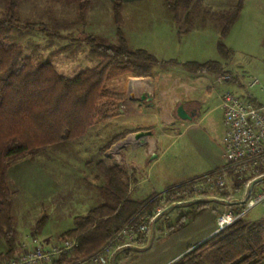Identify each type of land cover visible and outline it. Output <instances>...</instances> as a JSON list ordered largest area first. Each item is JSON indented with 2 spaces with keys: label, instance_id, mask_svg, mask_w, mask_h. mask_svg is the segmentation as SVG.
<instances>
[{
  "label": "rangeland",
  "instance_id": "374dc122",
  "mask_svg": "<svg viewBox=\"0 0 264 264\" xmlns=\"http://www.w3.org/2000/svg\"><path fill=\"white\" fill-rule=\"evenodd\" d=\"M115 2V0H22L18 9L22 21L32 20L48 24L52 18L68 27L61 31L66 39L53 41L37 32L32 35L14 33L9 38V43L20 45L23 56L31 57L34 64L50 62L60 74L73 78L80 72L94 68L102 62V59L93 54L90 47L83 41L86 37L91 36L103 39L107 43H115L117 30L120 27L133 47L146 49L148 47L156 51L157 32L162 27L175 32L174 35L178 40L186 35L183 32L187 28L190 32L203 29L207 33L203 35L206 39L201 44L193 45L195 48L185 46L187 54L195 52L193 55H188L189 58L196 59L198 62L220 61L236 77V81L219 82L217 78L220 75L195 77L176 68L173 70L174 77L179 76L182 81L188 78V86L197 87V90L192 91L189 97L195 99V104H199L198 100L203 96L212 97L213 92L218 94L227 90L238 95L242 100H246L249 95L264 103V91L260 87L251 85V77H257L264 85V0H247L243 19L232 32V29L230 30L231 36L224 40L225 44L233 50L228 61L223 60L217 48L220 39V18L223 13L233 7L237 0H199L192 7L189 23L183 20L186 12H182L181 20L176 22L165 0L119 1L121 3L119 25L116 24L114 17ZM82 5L85 6L84 9ZM6 14L5 2L0 0V18ZM143 37L148 39L141 41ZM177 47H180L179 42ZM153 54L156 55L154 52ZM158 70L155 76L158 72L162 74L160 73L162 70ZM132 77L136 76L122 75L112 78L106 84L108 87L106 100L110 101V98L112 103L109 105L110 113H112L110 119L97 122L81 139L47 147L38 154L21 159L10 167L8 185L13 201L12 215L16 222V241L21 249L31 241L32 237L41 235L50 236L63 247L68 239L62 234L75 226L74 219L86 216L91 209L105 200L102 190L107 186L109 167L115 166L122 173H127L129 177L130 173H134L136 177L137 165L142 159L143 149L130 155L132 148L124 144L131 136L125 125L127 118L125 115L129 112L126 104L130 85L132 84V89L136 86L134 80L130 81ZM201 77L205 80H199ZM143 78L144 81L152 78L156 81V77ZM197 80L199 81L196 82ZM158 81L160 82V79ZM210 83L213 85L212 88L205 85ZM176 108L177 105H174L171 113L178 121ZM148 111L151 110L146 105L145 112ZM220 118L221 111L212 112L203 120L199 130L182 135L173 143L172 140L164 139L160 150V153L164 152L163 159L153 171L152 182L156 181V177L165 170L177 169L174 167H181L180 175L188 172L191 162L200 157L198 149L191 143L192 138L198 131L209 130L208 127L212 124L213 133L218 138L221 133ZM174 126L166 123L163 128L167 133L174 132L176 131L173 129ZM117 138L120 139L108 148ZM121 176L126 181L125 176ZM181 178H189V175ZM127 181L129 185H134V181L129 178ZM152 182L138 188L134 187L131 197L139 200L150 197L154 194L150 189ZM159 201L161 200L153 202L155 203L153 209L146 207L143 211L150 213L157 207L160 208ZM213 210H217L219 216L220 204L207 202L200 206L182 207L177 211L171 209L158 223L155 237L153 239L149 236L144 237L141 240L142 243L138 242L137 245L152 251L175 234H171L170 229L177 228L179 217L192 211L197 214L184 221L188 227L194 221L197 222L196 220L204 212ZM44 216H47V222L37 234L38 222ZM245 218L250 222L263 221L264 206L255 208ZM195 248L191 247L183 254ZM5 252V247L0 246V264L17 260L18 250L11 259L5 256ZM140 252L136 248L127 253H132L134 256ZM174 261L175 259H172L167 264H172ZM119 262L120 257L116 260L117 264Z\"/></svg>",
  "mask_w": 264,
  "mask_h": 264
},
{
  "label": "trees",
  "instance_id": "16d2710c",
  "mask_svg": "<svg viewBox=\"0 0 264 264\" xmlns=\"http://www.w3.org/2000/svg\"><path fill=\"white\" fill-rule=\"evenodd\" d=\"M21 1L4 0L7 14L0 18V246L5 247V256L10 259L19 249L16 222L12 215V195L8 185L10 167L47 147L81 139L97 122L110 119L112 113L109 105L112 103L110 98V101L106 100V84L112 78L126 74L150 77L158 69L166 71L178 68L193 76L224 75L230 76V81H236V77L220 61H161L146 49L134 48L120 27L115 43L86 37L83 41L102 62L73 78L66 77L50 62L34 64L31 57L23 56L20 45L9 43V38L14 33L32 35L37 32L53 41L66 39L61 31L68 27L52 18L48 24L22 21L18 14ZM165 1L175 21L179 22L181 13L186 12L183 20L187 23L191 20L192 7L199 2ZM244 3L245 0H237L220 18L217 48L224 61H228L233 54L224 40L240 19ZM84 8L82 5V9ZM120 8L121 3L116 1L114 17L117 25L121 18ZM188 32L190 30L187 28L183 33ZM246 100L259 105L249 95ZM119 139H115L108 148ZM121 175L125 176L126 181ZM107 178V186L102 190L105 200L86 216L76 217L75 226L62 234L70 241L76 240L77 246L73 248L69 258L62 253L58 264H71L91 256L144 208L155 207V201L151 200L156 194L145 200L131 197L127 180L129 178L136 184L134 173L129 177L127 173L111 166L108 168ZM196 215L192 211L179 217L177 228L171 227L170 233L184 229V221ZM46 222L47 216L40 219L37 234ZM172 264H264L263 221L250 222L243 218Z\"/></svg>",
  "mask_w": 264,
  "mask_h": 264
},
{
  "label": "crops",
  "instance_id": "0c3cea01",
  "mask_svg": "<svg viewBox=\"0 0 264 264\" xmlns=\"http://www.w3.org/2000/svg\"><path fill=\"white\" fill-rule=\"evenodd\" d=\"M246 2L247 0H245L244 9L241 13L240 19L235 23L231 32L233 31L235 26H238L240 21L243 19L244 13L246 11ZM231 32L229 33L228 37L231 36ZM174 33L175 32H172L171 30L162 27L157 32L158 35L156 51L148 47L147 49L144 47L139 48L146 49L151 53H156L155 56L161 61H169L173 59L179 60L181 62L198 61L196 59L189 58L188 55H193L195 52L192 51L191 53L187 54L188 51H185V46L188 45V47H192L193 45L197 46L201 44L206 39L204 36L207 32L203 31V29L194 30L188 32L179 40L175 37ZM143 39L141 41L147 40L148 37H143ZM178 42L180 43V47H177ZM193 47L195 48V46ZM175 69L176 68H171L166 71L162 70V72H160L162 74H159L158 72L156 73V76L155 74L150 76L156 77V81H154L153 78L149 81H144L143 77L130 78V81L134 80L136 83L145 82V85L138 87L135 86L134 89H132V84L130 85V94L128 102L126 104L129 110V112H126L125 115L127 117L125 123L126 128L131 134V136L134 133L140 131L151 130L155 133L154 137L146 138L143 143L134 142L131 139L124 143L132 148L130 155L143 149V154L141 155L142 159L137 165L138 169L136 170L137 183L134 185H130V193L132 192V189L134 187L138 188L152 182L153 171L163 159L164 152L160 153V150L163 147L164 139L172 140L173 143L182 135L199 130L201 124L203 123V120L206 119L209 114L218 110L221 111V133L219 137L216 138V135H214L213 133V124L208 127L209 130L198 131L195 137L192 138L191 143L198 149L200 157L195 161L191 162V167L189 168L190 170H188V172H184L182 175H180L182 173L181 167H174V169H177L173 171L163 170L164 173L156 177V181L152 182L150 189H152L154 194L160 195L173 185L180 184L193 178L205 175L215 169L221 168L225 163V149L223 143L225 127L223 123V112L219 108V97L223 92L227 90L218 94L217 92H213L212 97L203 96L201 99H199L198 102L202 106V108L201 113L199 117H197V119L182 120L177 117L179 119L177 121L171 113L173 110V106L177 105L178 108L180 104H184V106H186L187 104H191V106L196 105V101H194L195 99H191V97L189 96L191 95L192 91L197 90V87H189L188 78H184L185 80L182 81L179 76L174 77L173 70ZM200 76L208 75L204 74L195 77ZM158 79H160V82L158 81ZM203 79L205 80V78L201 77L199 80ZM199 80H197L196 82H198ZM205 85L208 88L213 87L211 83L210 85ZM145 94H148L150 97H152V101L142 100V97ZM255 100L259 103V106H264L263 102H260L257 99ZM213 103L216 104L213 105ZM146 105L149 106V109L151 111L145 112ZM159 110H161V112H159ZM166 123L175 125L173 129L176 131L168 133L165 132L163 127ZM153 155H157V158L154 160H152ZM145 162L148 164H146ZM188 175L189 178H181L187 177ZM217 213V210H213L211 212H204L202 216H200L196 220L197 222L194 221L188 227L176 231L172 237L166 239L163 243L157 245L156 248L152 251H147L144 247L136 245L134 249L138 248V250H140L141 252L136 255L134 254V256L132 255V253L127 252L125 254L119 255V264H167L170 263L172 259H175V261H177L188 253L187 252L186 254H183L187 251V249H191V247H198L200 244L204 243L205 241L214 236L217 229ZM37 238L39 240V246L45 253H53L56 250L62 249V246L59 245V242L57 244V241L51 239L50 236L46 237L45 235H41ZM18 246V254L16 255L17 260H19L20 257H22L24 254L32 252L34 250V246L31 244V241L27 242L26 246L22 249L20 248L19 244ZM72 251L73 250L60 252L52 256L49 261H43L38 264H58L57 261L59 260V257L62 253L66 254L69 258L72 254ZM89 257L78 260L71 264H92L86 261ZM166 258L169 259L165 260Z\"/></svg>",
  "mask_w": 264,
  "mask_h": 264
},
{
  "label": "built area",
  "instance_id": "2783aa9c",
  "mask_svg": "<svg viewBox=\"0 0 264 264\" xmlns=\"http://www.w3.org/2000/svg\"><path fill=\"white\" fill-rule=\"evenodd\" d=\"M228 80L230 76L220 75L217 78L219 82ZM251 82L253 87H260L264 91V85L257 77H251ZM219 100L225 127L224 165L169 187L153 199L161 200L160 208L150 213H138L101 249L87 258V262L117 264V257L134 249L139 240L155 237L158 223L171 209L177 211L182 207H195L207 202L220 204L216 235L245 218L255 208L264 206V106L242 100L230 91L223 92ZM30 240L34 250L10 264H38L77 246L76 240H68L62 249L45 253L37 237Z\"/></svg>",
  "mask_w": 264,
  "mask_h": 264
},
{
  "label": "water",
  "instance_id": "95a60500",
  "mask_svg": "<svg viewBox=\"0 0 264 264\" xmlns=\"http://www.w3.org/2000/svg\"><path fill=\"white\" fill-rule=\"evenodd\" d=\"M142 100L144 101H152V97H150L148 94H145L142 97ZM177 115L182 120H192V117L188 115V112L186 111L184 104H180V106L177 108ZM155 133L151 130L148 131H140L137 133H134L130 139L134 142L143 143L144 140L148 137H154ZM157 155H153L152 160L156 159Z\"/></svg>",
  "mask_w": 264,
  "mask_h": 264
},
{
  "label": "flooded vegetation",
  "instance_id": "af4514ba",
  "mask_svg": "<svg viewBox=\"0 0 264 264\" xmlns=\"http://www.w3.org/2000/svg\"><path fill=\"white\" fill-rule=\"evenodd\" d=\"M188 106V107H186ZM186 106H184L188 112V115L192 117V119H197V117H199L200 113H201V108L202 106L200 104H196L194 106H191V104H187ZM176 115H177V110H176ZM178 117V115H177Z\"/></svg>",
  "mask_w": 264,
  "mask_h": 264
},
{
  "label": "bare ground",
  "instance_id": "6f19581e",
  "mask_svg": "<svg viewBox=\"0 0 264 264\" xmlns=\"http://www.w3.org/2000/svg\"><path fill=\"white\" fill-rule=\"evenodd\" d=\"M142 82V81H141ZM145 83V82H144ZM144 83H140V82H138V83H136V87H138V86H144L145 84Z\"/></svg>",
  "mask_w": 264,
  "mask_h": 264
}]
</instances>
